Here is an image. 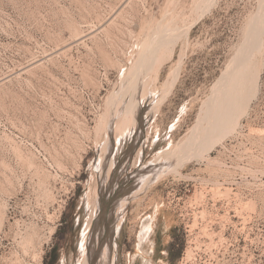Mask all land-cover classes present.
Returning <instances> with one entry per match:
<instances>
[{"label": "rangeland", "instance_id": "obj_1", "mask_svg": "<svg viewBox=\"0 0 264 264\" xmlns=\"http://www.w3.org/2000/svg\"><path fill=\"white\" fill-rule=\"evenodd\" d=\"M243 62L255 88L220 132L213 93ZM116 245V264H264V0H0V264Z\"/></svg>", "mask_w": 264, "mask_h": 264}, {"label": "bare ground", "instance_id": "obj_2", "mask_svg": "<svg viewBox=\"0 0 264 264\" xmlns=\"http://www.w3.org/2000/svg\"><path fill=\"white\" fill-rule=\"evenodd\" d=\"M243 64H244V66L238 68V70L236 72L233 71V73L230 76L223 79L221 81L220 89L218 91H216L215 93H213V95H215L214 97H216V96L218 97L217 103H215V105H212L210 102V104L212 106H209L208 110H209L210 115H212V119H213V122L215 124L214 126H218V128H219V126H222V128H224L225 127L224 125H227L229 122L232 123L231 122L232 118H235L232 116L234 114H236L237 112L240 113V111H242L245 103L250 98V94H252V92L255 88L256 78H255V74H254V68L251 66V64L250 65L248 63L245 64V62H243L239 66H241ZM212 96L210 97L209 100L212 99ZM204 119H205V117H204ZM212 119H211V121H212ZM228 125H231V124H228ZM227 127L225 129H229L231 126H229V128H227ZM208 128L212 129V126L209 127V125H208ZM208 128H205V129L207 130ZM222 128L221 129L219 128L218 130H220V132H221ZM211 132L212 131H209V133H211ZM216 132H215V134H216V138H217V134H220V133H216ZM205 133H207V132H205ZM209 133H207L206 136H209L210 135ZM196 134H197V130H196ZM212 135H214V133ZM212 135H211V137H213ZM216 138H214V139H216ZM209 139H208V137H205V138L201 137V140L200 141L198 140L196 143L193 142V140H191L192 145H193L192 148L191 149L186 148V149H184V151L182 150V152H179L180 153L179 158L185 159V158L191 157L192 155H197L200 151L199 148H203V147H206V145L207 146L209 145L206 143ZM213 141H211V142H213ZM208 143H209V141H208ZM186 146H187V144H186ZM178 149H180V148H178ZM175 151L176 150H173V152H175ZM164 172H166V171L164 170ZM83 237H84V240L82 239L83 241H82L81 246H83V249L85 251L86 250V244L87 243L89 244L90 240L86 236H83ZM110 244H111V242H110ZM105 252L107 253V251H105ZM107 256L108 255H106L105 257H107Z\"/></svg>", "mask_w": 264, "mask_h": 264}, {"label": "water", "instance_id": "obj_3", "mask_svg": "<svg viewBox=\"0 0 264 264\" xmlns=\"http://www.w3.org/2000/svg\"><path fill=\"white\" fill-rule=\"evenodd\" d=\"M127 178H128L129 181H131L132 178H133V176L130 175V174H128L127 175ZM126 195H127L126 197H129L130 196V194L129 195L126 194ZM101 246H102L101 243H99V245H98L99 250L96 251V252H93V250L91 249V245L87 243L86 244V256H87V258L89 260H91L92 259V256L94 255V259H97V257H99V255H100Z\"/></svg>", "mask_w": 264, "mask_h": 264}, {"label": "flooded vegetation", "instance_id": "obj_4", "mask_svg": "<svg viewBox=\"0 0 264 264\" xmlns=\"http://www.w3.org/2000/svg\"><path fill=\"white\" fill-rule=\"evenodd\" d=\"M116 197V193H112V194H110V198L113 200L112 201V204L114 205L115 204V202H114V198ZM120 228H122V225H121V227H119V230H120ZM119 246L118 245H116V254H115V257H114V260H113V263L114 264H116V263H118V261H119Z\"/></svg>", "mask_w": 264, "mask_h": 264}, {"label": "trees", "instance_id": "obj_5", "mask_svg": "<svg viewBox=\"0 0 264 264\" xmlns=\"http://www.w3.org/2000/svg\"><path fill=\"white\" fill-rule=\"evenodd\" d=\"M199 25H197L196 27H195V29L198 27Z\"/></svg>", "mask_w": 264, "mask_h": 264}]
</instances>
